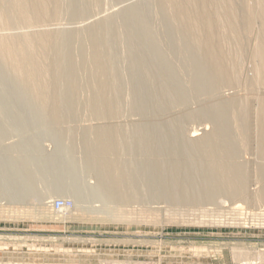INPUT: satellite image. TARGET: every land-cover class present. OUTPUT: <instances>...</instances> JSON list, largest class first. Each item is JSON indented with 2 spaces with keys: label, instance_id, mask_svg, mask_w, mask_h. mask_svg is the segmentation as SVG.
<instances>
[{
  "label": "bare ground",
  "instance_id": "6f19581e",
  "mask_svg": "<svg viewBox=\"0 0 264 264\" xmlns=\"http://www.w3.org/2000/svg\"><path fill=\"white\" fill-rule=\"evenodd\" d=\"M90 1L99 4L100 0H77L78 5L72 0H0V115L12 111L10 94L18 102L29 100L31 108L52 122L119 117L126 112L124 97L130 98L129 110L136 111L139 119L133 122L128 140L147 157L138 164H119L118 150L124 144L117 142L115 119L112 124L69 129L66 150L71 147L70 138L84 154L78 161L69 160L70 169L92 173L96 178L92 186L71 192L76 205L93 196L113 202L120 199L122 189L130 187L129 165H134L140 176L133 187L146 185L148 194L158 197L191 203L213 202L221 193L230 199L247 198L248 171L237 157L247 149L250 137L248 96H228L222 88L240 83L233 69L245 56L254 59L246 87L264 85V0H150L145 10L157 14V24L138 9L137 3L130 2L78 29L35 28L67 18L85 19ZM121 14L127 22L118 20ZM102 24L106 30L99 38L97 30ZM8 29L15 31L6 32ZM245 30L255 34L250 55L245 47ZM143 31L156 32L157 42ZM229 39L235 41L239 51L233 61L223 51L224 40ZM122 40L126 46L122 66L104 68L101 46L111 41L117 46ZM116 75L125 79L117 89L110 85ZM199 96L207 101L197 109L195 100ZM256 102L251 117L255 156L261 159L257 177L262 184L253 198L264 202V93L256 94ZM182 104L188 106L181 114L172 112L168 119H155ZM149 115L156 117L150 120ZM184 117L206 118L212 122V129L203 130L202 135H187L182 125ZM10 149L18 155H0L1 194L11 199L39 200L32 165L19 154L17 145ZM35 165L46 182L55 179L51 165ZM52 192H48L49 197Z\"/></svg>",
  "mask_w": 264,
  "mask_h": 264
},
{
  "label": "rangeland",
  "instance_id": "374dc122",
  "mask_svg": "<svg viewBox=\"0 0 264 264\" xmlns=\"http://www.w3.org/2000/svg\"><path fill=\"white\" fill-rule=\"evenodd\" d=\"M130 2L137 3L138 9L148 14L145 4H149L150 0H100L99 4L90 1L85 19L67 18L62 22L56 21L57 24H44L35 28L60 26L78 29L127 7V4L131 5ZM72 3L78 5L77 0H72ZM148 15L157 24V14ZM118 20L127 22L123 14L118 16ZM257 21L259 22L256 24L259 23L260 26L261 20ZM166 26L170 27L168 23ZM11 30L15 31L8 29L6 32H12ZM104 30L103 24L98 27L99 38L104 36ZM142 34L150 35L157 42L156 32L151 34L143 31ZM244 34L246 51L250 55L255 34L254 31L246 30ZM261 36L264 39V30ZM236 47L233 39L224 40L223 51L232 61L239 52ZM125 50L123 40L117 46L115 41L103 44L99 54L104 68L121 67ZM157 63L163 64L160 61ZM253 63L251 56L241 57V64L233 69L239 76L240 83L237 87L226 85L222 88L223 94L228 96H248L246 102L250 107V137L247 149L237 157L247 167L248 199H230L225 193L219 194L213 202L205 203L176 202L170 197H158L157 194H148L146 185L133 187L140 176L135 171L137 168L129 165L126 170L131 180L127 182L131 188L122 189L120 199L113 202L93 196L76 205L70 197L71 192L79 191L85 185L92 186L96 178L92 173L70 169L69 160L78 161L84 154H81L80 148L70 138L71 147L66 150L69 129L89 124H112L115 119L117 142L124 144L123 149L118 150L119 164H138V161L147 157V154L140 152L128 140L133 122L139 119V115L134 113L136 111L129 110L127 102L130 98L123 99L126 112L120 115L122 117L109 118L110 120L82 118L77 122L64 118L52 122L31 108L29 100L18 102L10 94L8 104L13 115L10 116V112L0 115V155L6 157L8 153L11 157L16 156L18 154L10 148L18 146L19 154H23L29 166H33L30 167L34 176L33 186L41 197L39 200L31 197L11 199L0 192V264H264V202H256L253 198L262 184L257 177L258 161L261 159L255 156V125L252 120L257 105L256 94L264 93V85L254 88L255 90L246 87L245 80ZM124 82L125 79L116 75L115 82L110 85L117 89ZM205 100L201 96L196 98L195 103H199L197 109ZM186 106L188 104H182L177 110L159 114L161 117L149 115L150 118H147L168 119L179 112L181 114ZM101 120L104 122L99 123ZM182 121L187 135H202L203 130L209 131L213 125L206 118L184 117ZM52 136H55V143ZM35 164L51 165L55 179L46 182L38 168L35 170ZM35 175L42 177V180ZM51 190L53 196L49 197L48 192ZM58 199L65 200L67 207H53L54 201Z\"/></svg>",
  "mask_w": 264,
  "mask_h": 264
},
{
  "label": "built area",
  "instance_id": "2783aa9c",
  "mask_svg": "<svg viewBox=\"0 0 264 264\" xmlns=\"http://www.w3.org/2000/svg\"><path fill=\"white\" fill-rule=\"evenodd\" d=\"M53 207H55L56 209H63L67 207V202L65 200H55L53 203Z\"/></svg>",
  "mask_w": 264,
  "mask_h": 264
}]
</instances>
